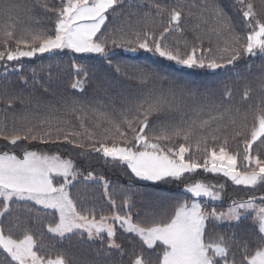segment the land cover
<instances>
[{"label":"snow or ice","instance_id":"1","mask_svg":"<svg viewBox=\"0 0 264 264\" xmlns=\"http://www.w3.org/2000/svg\"><path fill=\"white\" fill-rule=\"evenodd\" d=\"M143 4L144 0H55L51 6H30L0 0L4 16L0 65L5 76L9 68L22 73L25 60L44 58V54L50 59L65 50L96 54L111 64V45V49L130 53L143 50L179 67L212 73L231 71L245 58L255 63L258 57L262 63L255 87L245 84L240 101L234 102L233 92L226 85L216 102L210 99L214 95L212 85H199L141 66L136 68L141 94L123 99L118 110L106 112L79 101L65 102L64 110L76 115L80 130L68 127L67 120L51 116L33 123L21 115L34 103L33 97L23 90L10 92L6 88L0 95L6 107L0 111L6 114V121L11 114L13 125L8 129L5 121L0 127V141L6 142L0 150V218L11 219L7 227L0 219V264H71L63 251H55V244L52 249L43 248L40 241L46 237L61 246L74 238H79L78 242L99 240L98 259L93 264H117L101 259L117 254L124 264L123 256L128 253L116 242L117 226L138 245L127 264H264V195L233 199L225 211H218L207 202L221 201L226 195L225 184L193 178L202 171L223 176L242 190L264 189V154L254 150L257 142L264 146V19L252 0H232L231 4L246 33L236 30L234 19L218 0H193L187 5L177 0L171 5L149 0L147 8ZM37 6L53 14L49 19L54 27L25 28L18 34L13 21L19 19V11L30 14ZM125 13L129 30L123 25L103 30L109 15L115 20ZM132 17H138L137 23L142 21L144 27L133 28ZM209 18L213 26L204 29L202 25ZM189 20L196 21L190 28L195 36L192 42L185 36ZM157 23L162 25L158 33L148 27ZM170 36L175 37V45L168 43ZM51 67L49 64V79ZM71 67L77 76L84 71L77 63ZM120 70L116 64V71ZM21 80L27 85L26 78L21 76ZM32 80L33 85L41 83L35 69ZM150 84L153 87L149 88ZM71 87L83 91V81L77 80ZM189 99L194 105L193 115L185 119ZM17 104L22 107L17 109ZM35 104L38 107L39 101ZM89 112L96 117L94 129L84 124L83 116ZM176 114H180L178 121ZM21 118L24 122L17 126L15 122ZM21 141L70 145L66 150L82 149L84 159L97 156L113 168H126L130 179L184 184L187 196L171 215L149 222L136 220L127 197L117 206L105 177L92 171L84 174L71 158L59 154L24 147L22 156L17 155L15 149L21 147ZM233 143L234 151L230 147ZM81 176V183L102 184L110 214L97 218L95 206H89L79 192L72 193ZM33 224L41 226L38 232L32 230ZM17 231L22 234L16 235Z\"/></svg>","mask_w":264,"mask_h":264},{"label":"trees","instance_id":"2","mask_svg":"<svg viewBox=\"0 0 264 264\" xmlns=\"http://www.w3.org/2000/svg\"><path fill=\"white\" fill-rule=\"evenodd\" d=\"M44 0H16L20 4H28L30 6H36L38 3L42 4ZM53 1V0H47ZM160 3H165L171 5L173 0H158ZM177 2H182L190 4L193 0H177ZM196 3H199L200 0H195ZM220 5L224 8L225 12L229 14L230 17L234 19L236 30L238 32L246 33V29L241 27L242 19L237 14L236 9H234L231 4L232 0H218ZM258 14L261 15V18L264 19V0H252ZM136 3H140V0H136ZM149 0H144L143 6L148 7ZM155 9H153V12ZM40 13H43V18L46 17V12L42 7L37 6L35 11L30 14H35L36 18L40 17ZM29 13L24 12L23 10L19 11V19L14 20L15 25H19L20 28H38L37 26H32L29 21L30 18L26 19V16ZM51 14L50 16H52ZM142 15V13H141ZM205 15H208L207 13ZM128 17L127 13L124 16L119 17L118 19H113L109 15V19L106 22L104 31L108 32L112 29L119 28L122 25L125 30L128 29V24L126 23ZM138 17L131 18V24L133 28L144 27L142 21L138 24ZM4 16L0 17V24H3ZM196 21L189 20L185 26V36L190 42L195 40V36L190 30L192 24ZM213 21L209 18L206 24H203L204 29H208L213 26ZM150 30H155L157 33L161 29L162 25L157 23L155 25H148ZM21 31L17 30L19 34ZM168 43L170 45H175L176 39L174 36L168 38ZM208 40H204V46H208ZM183 45H181L182 47ZM215 47V45H213ZM64 54L52 55L49 59L48 57L41 58L39 60H34L28 63L23 68L22 73L17 74H8L7 76H0V95L3 94L5 89L8 91H20L23 90L25 93L30 94L33 97L34 103L32 105L26 106L25 113L21 114L26 115L33 123L43 119L45 116H51L54 118H59L60 120L69 121L68 127H73L77 130H80V121L77 119L75 114L66 112L65 102L70 103L67 90L71 88V85L77 80H83L86 87L90 86L89 82H97L106 84L109 91L106 90L103 96H94L92 102H86L79 96H76L74 101H79L83 104H86L90 107H96L100 110L106 112H112L118 110L123 105L121 101L126 98H131L133 96H139L141 92L142 85L136 79L137 72L136 68L141 66H147L159 71L162 74H167L169 76H175L180 79L194 81L199 85L213 86L214 95L210 99H214L216 102H219L220 96L227 85L233 92L234 102H239L240 98L244 91L245 84H251L255 87L256 83V74L260 71V64L262 61L257 57L255 63H252L250 60L245 58L244 60L238 61V66L228 70H217L216 73L208 72L200 69H186L175 65L172 62L165 61L161 58H154L148 54H143L137 57V60L133 66L127 67L126 80L129 81L126 83L123 81L121 76L116 75L115 71H112L111 64L108 66H101L100 64L95 65L91 63H79L83 70L86 79L82 78L80 75L77 76L74 73V69L71 67L73 63H78L82 58L67 55V57H60ZM60 58L59 60H57ZM57 60V61H56ZM247 61V62H246ZM51 64L50 69L51 79H49V69L48 65ZM249 67L251 68V75H249ZM33 69L36 71L37 80L41 83H36L33 85ZM43 69V70H41ZM21 76L27 79L28 83L25 85ZM114 81V82H112ZM126 83V84H125ZM47 87V91H45ZM149 88L153 85H149ZM140 89V90H138ZM203 90V89H202ZM68 100V101H67ZM35 101H39V106L37 107ZM189 105L188 108L184 110V118L188 119L193 115L192 107L194 106L192 101L187 100ZM63 106L64 108L60 109L59 107ZM6 107L4 100H0V109ZM22 107L17 104L16 108ZM83 115V114H82ZM90 116L92 119L90 120ZM11 114H8V119L6 121V114L3 111H0V127L3 126L4 122H7L8 129H11L13 121L11 120ZM180 119V114H176V120ZM85 127L88 129H94L96 124V117L89 112L86 116H83ZM23 119H18L15 123L19 126L23 123ZM99 131V129H96ZM6 142L0 141V150H2L3 144ZM21 147L15 149L17 154L23 152V148L27 147L30 150L39 149L42 152H47L48 154H59L62 158L68 159L71 158L77 169L84 174L92 171L96 176H103L110 182V191L112 197L116 200L117 206L122 205L123 200L127 197L131 201L132 205V215L136 220H141L143 222H148L153 218H161V215L166 213V216L171 215L174 212V209L178 202L182 203L185 201L187 196L183 192L184 184L172 183V184H149L147 182L138 181L135 178L130 179V173H127L126 168L121 170L120 168H113L110 165H106L104 161L97 157L93 156L90 159H84L80 152L84 151L82 149H73L71 152H68L66 149L70 148V145H40V144H31L29 145L27 141L20 142ZM232 150L236 149V145L233 143L230 145ZM259 149V151L264 154V146L259 145L257 142L254 145V150ZM194 179H206L211 183H224L225 184V196L218 204H212L216 207L218 211H223L224 207H227L231 200L236 199H246L250 195H264V189L257 190L255 192L249 190H242L238 186L232 185L230 181H227L223 176H213L211 174H204L202 171L199 172ZM83 181V176L79 178V181L75 182L76 187L72 188L71 191L75 195L79 192L82 199H86L89 206L94 205L97 212V217L100 214L108 215L111 212V206L108 204L107 200L104 198V189L100 186L99 183L95 182H86ZM188 181H186L187 183ZM164 199V202L163 200ZM148 217V218H145ZM11 218L3 219V224L5 227L8 226L9 220ZM34 232H38L41 228L40 225H30ZM116 238L118 243L123 245V248L128 253V255L123 256L124 264H127L129 255L131 254L134 247L138 250V245L132 243V238L129 234L123 233L119 228H117ZM22 231H17L16 235H21ZM79 238H74L72 241L65 240L63 245L56 243L55 241L49 240L47 237L40 241L41 245L45 250L52 249L55 244V251H63L67 258L71 261V264H93V261L98 259L95 253L97 248L100 247V241L88 242L86 240L78 242ZM53 251V255H55ZM109 259L110 261H116L117 264H120L119 255L104 257L101 259Z\"/></svg>","mask_w":264,"mask_h":264},{"label":"rangeland","instance_id":"3","mask_svg":"<svg viewBox=\"0 0 264 264\" xmlns=\"http://www.w3.org/2000/svg\"><path fill=\"white\" fill-rule=\"evenodd\" d=\"M44 3H46V4H48L49 6H51V5H53L54 3L52 2V1H47V0H44L43 2H42V4H44ZM52 13H48V12H46V17L45 18H43V13H40V17L39 18H36L35 17V14H29V15H27L26 16V19L27 18H30V21H29V23L33 26H37L38 25V28L39 27H47V26H49V25H51V26H53L54 27V21H52V20H50L49 19V17H51L50 15H51ZM3 16V14L2 13H0V17H2ZM16 26V30H18V31H22V30H24V29H22V28H20L19 27V25H15ZM84 55H94V54H84ZM96 55V54H95ZM9 72H12L11 71V69H8V73ZM2 75H5V70L1 73ZM93 117V116H92ZM92 117L90 116V120L92 119ZM193 151H194V148H193ZM151 183V182H150ZM163 200V202H164V199H162ZM222 204V203H221ZM226 208L227 207H224L223 209V211H225L226 210ZM163 217H166V213L165 214H163V215H161V218H163ZM145 218H148V217H145ZM150 221V220H149ZM148 221V222H149ZM118 227V226H117ZM123 246V245H122Z\"/></svg>","mask_w":264,"mask_h":264}]
</instances>
